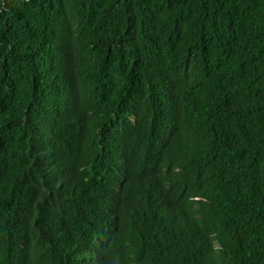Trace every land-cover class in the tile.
<instances>
[{
  "label": "trees",
  "instance_id": "16d2710c",
  "mask_svg": "<svg viewBox=\"0 0 264 264\" xmlns=\"http://www.w3.org/2000/svg\"><path fill=\"white\" fill-rule=\"evenodd\" d=\"M264 264V0H0V264Z\"/></svg>",
  "mask_w": 264,
  "mask_h": 264
},
{
  "label": "bare ground",
  "instance_id": "6f19581e",
  "mask_svg": "<svg viewBox=\"0 0 264 264\" xmlns=\"http://www.w3.org/2000/svg\"><path fill=\"white\" fill-rule=\"evenodd\" d=\"M86 252L88 253V256H90V259H91L92 263H96V264L100 263V260H99L97 254L94 251L88 250Z\"/></svg>",
  "mask_w": 264,
  "mask_h": 264
}]
</instances>
